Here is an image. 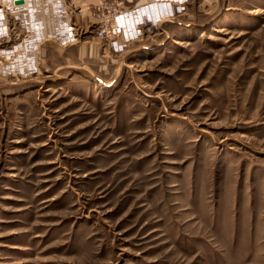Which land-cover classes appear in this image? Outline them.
I'll use <instances>...</instances> for the list:
<instances>
[{
	"label": "rangeland",
	"instance_id": "obj_1",
	"mask_svg": "<svg viewBox=\"0 0 264 264\" xmlns=\"http://www.w3.org/2000/svg\"><path fill=\"white\" fill-rule=\"evenodd\" d=\"M27 1L0 0V264H264V0Z\"/></svg>",
	"mask_w": 264,
	"mask_h": 264
},
{
	"label": "built area",
	"instance_id": "obj_2",
	"mask_svg": "<svg viewBox=\"0 0 264 264\" xmlns=\"http://www.w3.org/2000/svg\"><path fill=\"white\" fill-rule=\"evenodd\" d=\"M135 12H129L128 14L122 15L120 20H115L114 22H105L98 28L97 36L102 39L110 40V43L114 47H120L122 45L121 39L131 40L133 36H137V31L140 29L139 26L134 28L127 27L129 18L133 17ZM142 13V12H140ZM119 50V48H118Z\"/></svg>",
	"mask_w": 264,
	"mask_h": 264
},
{
	"label": "crops",
	"instance_id": "obj_3",
	"mask_svg": "<svg viewBox=\"0 0 264 264\" xmlns=\"http://www.w3.org/2000/svg\"><path fill=\"white\" fill-rule=\"evenodd\" d=\"M11 8H14L15 11L14 13H20V12H25V11H29V1L26 2L25 5L23 6H16L15 5V2L14 0H12V5H11ZM162 7L160 5H157V6H154V5H147L143 8H141V12L144 13V14H141L143 15L144 17H148L149 15L152 17V16H156V17H161L162 16Z\"/></svg>",
	"mask_w": 264,
	"mask_h": 264
},
{
	"label": "bare ground",
	"instance_id": "obj_4",
	"mask_svg": "<svg viewBox=\"0 0 264 264\" xmlns=\"http://www.w3.org/2000/svg\"><path fill=\"white\" fill-rule=\"evenodd\" d=\"M17 1H20V3H17ZM26 4V0H15V5L16 6H23Z\"/></svg>",
	"mask_w": 264,
	"mask_h": 264
},
{
	"label": "water",
	"instance_id": "obj_5",
	"mask_svg": "<svg viewBox=\"0 0 264 264\" xmlns=\"http://www.w3.org/2000/svg\"><path fill=\"white\" fill-rule=\"evenodd\" d=\"M17 3H20V1H17Z\"/></svg>",
	"mask_w": 264,
	"mask_h": 264
}]
</instances>
